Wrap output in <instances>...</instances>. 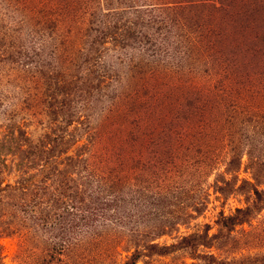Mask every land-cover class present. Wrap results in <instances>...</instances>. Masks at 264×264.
<instances>
[{
    "label": "rangeland",
    "instance_id": "obj_1",
    "mask_svg": "<svg viewBox=\"0 0 264 264\" xmlns=\"http://www.w3.org/2000/svg\"><path fill=\"white\" fill-rule=\"evenodd\" d=\"M151 11L160 18H149ZM99 21L111 25L106 38ZM30 22L46 25L60 68L78 81L89 70L102 82L66 130L78 138L69 155L80 149L119 194L142 203L127 206L140 218L99 230L96 246L108 245L107 253L96 249L89 260L65 264L133 257L138 264H211V255L218 264H264V193L263 202L256 195L264 192V0H0V139L23 133L37 143L59 134L63 116L54 120L38 107L15 124L3 116L5 104L16 103L20 70L26 77L40 61L15 58L29 30L38 33ZM47 88L38 77L31 105L45 101ZM0 170L2 187L28 172L51 177L54 186L64 178L58 172L81 177L79 167H56L43 149L28 162L21 152L0 159ZM42 191L34 193L39 201ZM0 200L7 203L0 204V264H47L42 233L19 235L4 220L13 218L15 198L4 191ZM247 207L253 212L244 224L226 228L224 220ZM184 237L190 245L165 257L142 250L180 246Z\"/></svg>",
    "mask_w": 264,
    "mask_h": 264
},
{
    "label": "trees",
    "instance_id": "obj_2",
    "mask_svg": "<svg viewBox=\"0 0 264 264\" xmlns=\"http://www.w3.org/2000/svg\"><path fill=\"white\" fill-rule=\"evenodd\" d=\"M16 12H20V9L16 8ZM149 13V18L151 19L158 20L160 18L159 15L154 14L155 12L151 11ZM17 16L15 14V19L20 21V17ZM163 20V27L165 29L169 23L166 22V17ZM55 24V27L58 28L56 22ZM29 26L34 30H38V33L29 30L27 40L20 42V51H18V56L15 58L19 57L18 60L21 61H33L34 58H38L40 61L35 63L34 69L30 68L29 64L27 70V72L29 71V75L26 77L23 70H20L22 74L18 75L19 83L16 85L20 92L15 96L16 103H6L3 116H5V120L9 123L14 121L15 124V121H19V117L22 116L26 109L38 107L42 112H47L54 120H58L60 116H63L65 127L61 128L59 126L58 135L54 137L47 135L42 141L37 143L30 140V137L23 133L18 137L5 136L3 139H0V159L7 160L9 156H15L17 152H21L23 153V160L28 162L34 152L43 149L47 151L49 159L53 161L56 167L63 163H66L67 166L69 164L73 168L79 167L81 177L80 181H78L76 175L58 172L57 174H62L64 178L58 179L55 177L52 180L55 184L54 186L51 185V177L43 174L31 176V173L28 172L27 176H23V179L19 182L14 185L7 184L5 187H2L3 182L0 178V198L1 193L4 191L10 193V196L15 198V209L11 213L13 218L9 217L4 220L7 221L9 226L13 225V228L17 229L21 236L27 237L31 231H34V233L41 232L45 238V252L47 257L49 255L48 263L50 264H65L68 257L75 260L78 259L79 261H83L84 258L89 260V254H93L96 249L97 254L100 256L108 252V245L100 244L98 247L96 246L103 237V235H99V230L102 227L106 228L109 223H113L124 228L123 220L140 218L139 215L132 214V211H138V209H129L127 206H137L133 203L141 205V198H134L132 196L129 198V195H125L123 192L119 194L116 191V185L109 181L102 169L98 170L93 163H90V158L85 159L80 149L76 151L77 155H69V145H74L78 141V138L71 134L66 135V130L73 124V120L78 117V111L80 112V110L85 109L84 104L88 106L87 95H91L92 91L101 94L102 82L100 83L99 81L101 80L96 79L94 72H90L89 70L88 72L86 71V74L79 81L69 75L68 70L60 68L56 63L58 59L55 57L57 52L55 41L49 42L52 40V37L50 39L46 37L48 34L46 25L41 27L39 24L30 22ZM110 27L111 25L106 21L100 22V29H103L100 32L102 33V38H106V30L110 29ZM94 30L99 32L96 29ZM116 59L120 60L121 58L116 57ZM22 66H18L19 69ZM60 70H62V73ZM101 76L99 75L98 78H102ZM38 77L47 80V96L44 93L42 97L46 96L45 101L42 102L41 98L39 100L35 99L36 103L31 105L29 102V92H31L33 84L37 81ZM2 78L4 77L0 73V81H2ZM11 82L12 80L9 83ZM64 85H67L66 90L61 92V87ZM27 92L29 96L24 100ZM33 160L35 161V159ZM35 166L36 163L32 169L35 170ZM45 184L48 185L46 188L50 187L53 191H47L43 187ZM40 186L43 188L41 201H39L40 194H38L39 197H34V193H38ZM262 193L264 192L256 190L259 202H263ZM47 194L51 195V198L47 200L49 202H45V199H43ZM4 203V201L0 200V204L6 207L7 203L5 205ZM121 210L131 212L127 216H123ZM252 212L253 210L248 207L237 209L235 215L224 220V225L228 229L233 226L242 225L245 222L243 217L252 215ZM161 235L163 234L158 233V237ZM154 236L156 235L154 234ZM186 244L189 246L190 242L187 237H184L180 246L151 244L142 250H151L152 256L159 255L165 257L172 254L174 250L183 249L181 246H185ZM73 253H76V258L75 255L73 256ZM211 257V264H218L216 257H213V255ZM62 258H64V262L61 261ZM138 259L139 257H133V262H127L126 264H138Z\"/></svg>",
    "mask_w": 264,
    "mask_h": 264
}]
</instances>
